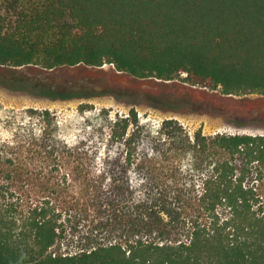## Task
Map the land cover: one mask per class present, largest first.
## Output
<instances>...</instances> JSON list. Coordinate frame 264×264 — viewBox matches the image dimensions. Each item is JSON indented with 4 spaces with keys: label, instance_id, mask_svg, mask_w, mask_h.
<instances>
[{
    "label": "trees",
    "instance_id": "16d2710c",
    "mask_svg": "<svg viewBox=\"0 0 264 264\" xmlns=\"http://www.w3.org/2000/svg\"><path fill=\"white\" fill-rule=\"evenodd\" d=\"M105 63L264 93V0H0L1 65ZM41 115L52 122L49 110ZM138 123L135 109L112 120L102 168L93 167L99 148L53 131L29 150L0 145V264H264V134L193 138L176 125L179 161L164 173L140 151ZM120 148L125 177L113 166ZM137 185L142 193H128Z\"/></svg>",
    "mask_w": 264,
    "mask_h": 264
},
{
    "label": "rangeland",
    "instance_id": "374dc122",
    "mask_svg": "<svg viewBox=\"0 0 264 264\" xmlns=\"http://www.w3.org/2000/svg\"><path fill=\"white\" fill-rule=\"evenodd\" d=\"M185 76L183 73L172 80L141 78L120 71L111 63L54 69L0 64V145L23 144L29 150L33 146L30 142L38 139L41 132L53 131L64 143L83 146L85 150L99 148L97 155L101 159L93 167L102 168L104 155L100 151L108 141L103 137L104 131L113 119L135 109L139 123L131 126V133H136L140 151L154 156V163L159 162L161 171L166 173L179 161L173 151L177 145L174 137L179 133L176 125L193 138L198 131L204 135L264 134V93L225 94L220 88L185 81ZM45 110L50 111L51 123L42 119ZM168 119H174V125L165 126ZM24 152L25 159L31 157L36 163L43 160L40 155ZM125 156L126 149L116 150L113 166L120 171L118 177L128 175L121 161ZM135 172V176L130 175L132 180H142L143 171ZM33 189L36 187L16 188L21 194L34 193ZM121 190L116 188L110 196L119 197ZM142 190L137 185L127 192L138 196Z\"/></svg>",
    "mask_w": 264,
    "mask_h": 264
}]
</instances>
